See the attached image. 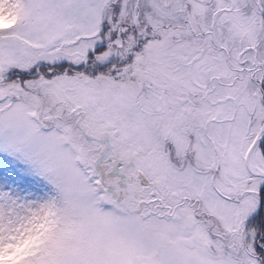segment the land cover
Segmentation results:
<instances>
[{"label":"snow or ice","instance_id":"1","mask_svg":"<svg viewBox=\"0 0 264 264\" xmlns=\"http://www.w3.org/2000/svg\"><path fill=\"white\" fill-rule=\"evenodd\" d=\"M0 264H264V0H0Z\"/></svg>","mask_w":264,"mask_h":264}]
</instances>
